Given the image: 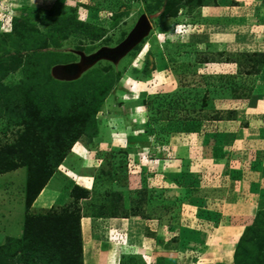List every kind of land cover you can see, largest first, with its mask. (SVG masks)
<instances>
[{"label": "rangeland", "instance_id": "374dc122", "mask_svg": "<svg viewBox=\"0 0 264 264\" xmlns=\"http://www.w3.org/2000/svg\"><path fill=\"white\" fill-rule=\"evenodd\" d=\"M168 1L0 0L3 103L12 99L23 105L25 90L35 82L34 89L54 103H66L69 93L79 92L87 80L98 79L99 87H104V99L95 112L96 136L91 140L84 135L78 140L53 175L52 183H60L65 190L64 200L54 205L67 202L76 183L63 171L83 175L77 182L95 189L97 176H105L111 167L116 170L114 180L96 187L97 199L82 201L83 216L93 217L90 214L96 201L109 205L108 212H123L120 196L129 195L138 202L145 190L138 191L148 189V200L140 204L137 213L126 217L133 222L122 220L120 229L105 226L103 218L88 222L96 231H85V238L82 232L84 264H126L128 259H134L131 264H160L161 259L163 264H235L245 221L228 212L235 207L226 202L237 199L222 195L226 186L218 181L228 167L218 170L216 164L231 159L239 169H247L264 153V131H257L264 127V69L247 73L251 64L245 55L264 52V0H208L202 6H189L183 0L176 17L164 15ZM143 14L152 30L118 64L101 60L73 81L53 76L57 65L80 59L75 50L89 54L103 46H117ZM52 15L73 18L76 28L69 27L62 34L60 28L55 30L43 22ZM14 17L27 22L29 33L39 29L29 44L14 32ZM225 24H233L230 36ZM92 25L101 30L96 38L87 32ZM244 25L250 33L258 32L256 40L261 45L230 41L231 35L245 30ZM234 54L238 61H227ZM31 55L36 65L26 72L17 59L22 56L24 61ZM204 56L211 61L199 62ZM12 64L20 67L4 74V67ZM147 64L149 75L143 73ZM14 84L19 86L10 87ZM7 123V117L0 115L2 142L14 141L17 131L23 129L22 125L6 128ZM245 125L252 130L247 129L250 138L243 142L240 127ZM235 159L240 161L235 163ZM27 173L23 166L0 175V241L22 236L28 213ZM34 202L30 212L39 214L48 209L36 207ZM238 223V232L226 227ZM83 224L88 225L81 218L82 229ZM149 236L153 238L151 254L140 248L141 240ZM105 239L119 242L113 244L116 250L108 259L107 252H99L107 248ZM256 246L258 255L250 257L249 264L264 263V243Z\"/></svg>", "mask_w": 264, "mask_h": 264}, {"label": "trees", "instance_id": "16d2710c", "mask_svg": "<svg viewBox=\"0 0 264 264\" xmlns=\"http://www.w3.org/2000/svg\"><path fill=\"white\" fill-rule=\"evenodd\" d=\"M182 2L183 0H169L163 10L164 15L176 17ZM184 2L186 3V0ZM207 3L208 0H187L189 6H202ZM43 22L54 27L55 30L60 28L62 34L64 31L68 32L69 27L76 28L77 23L73 18L63 20L58 15L46 16ZM89 27L90 30L87 32L91 34L92 38L101 35V30H98L96 26ZM13 30L28 44L34 39L35 33L39 32V29L35 28L31 29L33 33H29L27 22H21L19 17L13 19ZM33 55L28 56L24 61L22 56L18 59L14 58L18 60V63L24 65L26 72H29L36 65ZM245 55H248L246 60H249L251 64V69L246 71L247 73H258L264 69V52ZM245 55L242 54L246 57ZM236 56V54L231 55L227 61H238ZM209 61L211 58L206 56L199 60V62ZM19 67L14 64L4 67V74H8L12 69V71L17 70ZM148 72L147 64L143 73L149 75ZM97 81L98 79L85 81L87 84L81 86L79 92L69 93L66 103H54L42 97L38 90L34 89V86L37 85L36 82L34 85L31 84L30 89L25 90L26 100L23 105L13 103L12 99H7L5 103L0 100V115L6 116L8 120L6 128H10L11 125L23 126L22 130L17 131L14 141L2 142L0 140V175L23 166L27 168L28 172L25 191L28 213L24 219L23 233L20 237L9 236L5 241H0V264H11L9 261L13 260L25 264H84L81 228L82 201L96 198L94 196L97 193L96 187L101 188L108 180H114L112 178L116 170L111 167L105 176H97L95 189L75 183L69 192L70 199L61 206L53 205L39 214L32 213L30 210L43 188L53 178L58 166L68 156L72 146L84 135L91 137V140L96 136L95 112L104 99L102 95L104 87L100 88ZM14 86L19 85L14 84L10 87ZM4 92L6 93V91ZM10 101L13 104L8 106ZM111 165L113 166V163ZM142 190H145L146 196L148 189H141L138 192H143ZM145 196L143 195V198L138 202H134L131 197L129 198V195L125 198H120V196L119 199L124 204L123 212L118 209L108 212L109 205L96 201L95 210L90 215L99 218L128 217L129 214L137 213L136 210L140 209V204L148 200ZM262 242L264 243V208L258 210L252 223L245 226L235 250V264H249L250 257L254 258L257 254L254 252L257 243L262 244ZM262 255L264 258V250ZM141 258L144 260L143 257ZM162 260L160 264H163ZM128 261L131 262L134 259H128ZM129 262L126 264H131Z\"/></svg>", "mask_w": 264, "mask_h": 264}, {"label": "crops", "instance_id": "0c3cea01", "mask_svg": "<svg viewBox=\"0 0 264 264\" xmlns=\"http://www.w3.org/2000/svg\"><path fill=\"white\" fill-rule=\"evenodd\" d=\"M262 22L263 21H261V23H259L260 27L262 26L261 25ZM244 23H245V21H244ZM244 23L241 22V25H243ZM225 25L226 26H224V27H225V30L227 32L226 35L230 36V34H231L230 31L233 30V24H225ZM244 28H245V30L240 29V31H239L240 34L237 33L238 35H236V34L231 35L233 37V39H231L230 41L233 42L236 40L235 42L236 43L239 42L240 45H243L245 43L246 44L251 43L253 46L261 45L256 40L258 32L257 33L256 32L250 33L249 26L245 27V25H244ZM262 73H263L262 75H264V72H262ZM256 118H257V116H256ZM240 128H242V130H241L242 135H240L241 137L240 136L239 137H240V140L244 142V140L246 141L248 138H250L249 134H251V133H250V131H247V129L250 130L251 127L249 125H245L244 127H240ZM257 131L258 132L264 131L263 125L259 126ZM246 133H247V135H246ZM244 157L245 156L243 154L240 155L241 160H243ZM235 160H236L235 163L237 161H240L238 159H235ZM216 165H217L218 170H221V167H228V169L223 171V173L221 174V178H219L220 180L218 182H220V184L226 186L224 188V192L222 194L225 198L237 199L236 201H234L235 204L232 203L231 201L226 202L229 205L233 204V206L235 207V209H229L228 212L230 211V212L236 214L237 220H242V221L244 220L245 221L244 227H245L246 225L250 224V222L253 220L254 213H256L259 209L264 208V153H262L259 162H255V163L250 164V167H248L247 169H246V166H243L241 169H239L237 164H234L235 165L234 166L231 159L228 160L227 162H218ZM236 166L238 169L233 168ZM71 172H72V174H69L68 172L63 171V173L66 175V177H68L70 180H72V181L74 180L76 183L82 185L81 183L77 182V180L79 177H81L83 175L77 174L76 172H73V171H71ZM74 176H76V177H74ZM83 178H84V176H83ZM53 179H55V178H52L51 181L49 182V184L45 188H43L41 193L38 195V197L36 198V200L34 202V206L40 207V208H50L56 202L64 200L65 190L62 189V187L60 186V183H58V184L52 183ZM82 186H85V185H82ZM223 212H225V211H223ZM100 218L99 217H89V216L84 215L82 217V222L84 223L86 221L87 224H88V222H90V224H92V221L94 222V220H95V222H97L98 219H100ZM102 218H103V220H106V221H103L105 223V226H113V227H117V229H120L119 226L121 225L122 220H124V219L133 222V220L126 218V217H102ZM232 225L226 226V227L230 228V230H232V231L238 232L239 228L241 227V224L238 223V224H234L233 226ZM221 227H223V226H221ZM226 227H223V229H225ZM244 227H242V229ZM95 228H96L95 226L92 227L89 224L88 225L83 224V229H82L83 236H84V232L87 230L88 231L93 230L92 234H94L96 231ZM234 235H235V233H234ZM84 238H85V236H84ZM151 239H153V238H151L149 236L148 239L144 238L143 240H141V243H140L141 244L140 248L144 247L145 252L147 254H151V252H152L151 251V245H152L151 242L152 241H150ZM113 242L111 239L110 240L105 239V243L108 244L107 248L106 249L100 248V251H99L100 253H102V252L108 253V254H106L107 259H108L109 253L112 251L115 252V250H116L115 247H113V244H115V242L114 243ZM94 264H101V262L95 261ZM106 264H108L107 261H106Z\"/></svg>", "mask_w": 264, "mask_h": 264}, {"label": "water", "instance_id": "95a60500", "mask_svg": "<svg viewBox=\"0 0 264 264\" xmlns=\"http://www.w3.org/2000/svg\"><path fill=\"white\" fill-rule=\"evenodd\" d=\"M151 30L152 24L147 15L143 14L127 37L117 46H103L89 54H85L81 50H75V52L80 55V59L78 61L57 65L54 67L52 74L57 79L73 81L79 79L101 60H107L114 64H118L130 50L150 34ZM55 68H58L57 72L54 71Z\"/></svg>", "mask_w": 264, "mask_h": 264}, {"label": "built area", "instance_id": "2783aa9c", "mask_svg": "<svg viewBox=\"0 0 264 264\" xmlns=\"http://www.w3.org/2000/svg\"><path fill=\"white\" fill-rule=\"evenodd\" d=\"M118 243H119V242H118V241H116V243H115V244H117V245H118Z\"/></svg>", "mask_w": 264, "mask_h": 264}, {"label": "clouds", "instance_id": "9594fccd", "mask_svg": "<svg viewBox=\"0 0 264 264\" xmlns=\"http://www.w3.org/2000/svg\"><path fill=\"white\" fill-rule=\"evenodd\" d=\"M182 25H184V24H182ZM178 26H179V24H178ZM185 26V25H184ZM112 240V239H111ZM118 245H119V243H118Z\"/></svg>", "mask_w": 264, "mask_h": 264}]
</instances>
